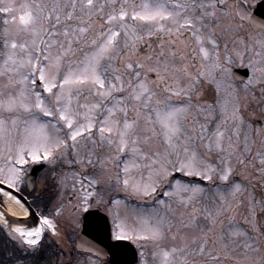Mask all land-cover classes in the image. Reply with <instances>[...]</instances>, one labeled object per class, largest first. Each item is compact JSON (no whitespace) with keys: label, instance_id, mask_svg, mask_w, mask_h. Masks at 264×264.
I'll return each mask as SVG.
<instances>
[{"label":"snow or ice","instance_id":"1","mask_svg":"<svg viewBox=\"0 0 264 264\" xmlns=\"http://www.w3.org/2000/svg\"><path fill=\"white\" fill-rule=\"evenodd\" d=\"M255 3L0 0V194L20 204L12 190L32 163L56 187L31 226L10 224L0 203L9 238L36 251L58 221L77 227L104 207L138 264H264V126L244 115L264 107ZM245 61L237 87L230 69ZM79 248L89 255L74 264L102 254Z\"/></svg>","mask_w":264,"mask_h":264},{"label":"flooded vegetation","instance_id":"2","mask_svg":"<svg viewBox=\"0 0 264 264\" xmlns=\"http://www.w3.org/2000/svg\"><path fill=\"white\" fill-rule=\"evenodd\" d=\"M261 1L264 0H258L253 6V10H255ZM244 68H234L232 73L234 74L233 71L235 69ZM241 81L237 80L234 75L233 82L237 87H241ZM36 165H40L41 169L36 172L35 187L30 190L28 188V177L32 174V169ZM17 192L25 197L28 203V208L26 207L25 209L29 212V215L23 217L7 216L6 218L9 220V223L15 224L19 222L29 226L37 224L38 214L41 212H50L52 204L55 202L56 187L50 167L43 162L31 164L28 169L27 178ZM110 195L115 196L116 193H110ZM125 195V193H119L121 199H125ZM0 203L3 204L4 208L6 207L2 196H0ZM88 214H92V217L89 227L90 234L86 236L84 235L85 217ZM58 223L60 236L46 232L40 247L36 251L21 249L15 241L9 238L7 230L0 225V264H74L78 258H84L89 255L87 251L79 248L81 243L101 250L102 254L96 261V264L131 263V259L127 260L124 254L117 260L113 257V254L117 251L110 248V238L113 242L117 240L113 235L112 219L104 207L93 208L84 213L77 227H69L62 220L58 221ZM130 242L133 243L132 241ZM133 244L135 245V243ZM135 247L137 249V260L134 259V261L136 260L135 264H138L139 250L137 245ZM93 259H95V256H93Z\"/></svg>","mask_w":264,"mask_h":264},{"label":"water","instance_id":"3","mask_svg":"<svg viewBox=\"0 0 264 264\" xmlns=\"http://www.w3.org/2000/svg\"><path fill=\"white\" fill-rule=\"evenodd\" d=\"M254 15H256L257 17L264 18V1L258 4L257 8L254 11ZM234 75H235L237 80H240V81L241 80H245V79H247V77L249 75V70L248 69H243V70L237 69V70L234 71ZM34 170L35 171L39 170V168H36ZM175 176H176V178H181L182 177V175H180V174H175ZM183 178L186 179V180H196V181L198 180V179L188 178V177H183ZM34 180H35V175H31L29 177V182H30L29 186L30 187L34 186ZM13 194L16 197H18L22 203L25 204L24 199L19 194H17L15 191H13ZM7 215L9 217H12L9 214H7ZM91 217H92V214H88L85 217V232L84 233H85L86 236L88 234H90L89 227H90ZM109 246H110V248L112 250L117 251V252H115L113 254V257H114L115 260H117L118 258H120L124 254V256H125V258L127 260L131 259V263L130 264L134 263L133 260L136 259V250H135V248H134V246L132 244H130L129 242H126V241L111 242V240H110V245Z\"/></svg>","mask_w":264,"mask_h":264},{"label":"rangeland","instance_id":"4","mask_svg":"<svg viewBox=\"0 0 264 264\" xmlns=\"http://www.w3.org/2000/svg\"><path fill=\"white\" fill-rule=\"evenodd\" d=\"M257 1L258 0H256V2ZM3 15L4 14H0V16H3ZM0 27H2V25H0ZM238 67L248 68L246 66V61L244 63L236 62L231 66V69H230L231 73H232V70L234 68H238ZM212 95H213V91L211 88H209L208 96L211 98ZM253 103H254L253 105L251 104L247 109H245L244 115H245V119H246L247 124H251L253 127L258 128V127L264 126V107L260 106L259 104L255 103V102H253ZM179 174H181V173H179ZM259 192H260V188L258 187L257 193L259 194ZM125 196H126L125 200H126L128 206L130 208L140 209L144 212H148L150 210L151 207H147V204H143V203L148 202V201H141V200H139L133 196H127V195H125ZM148 203L151 204L150 202H148Z\"/></svg>","mask_w":264,"mask_h":264},{"label":"bare ground","instance_id":"5","mask_svg":"<svg viewBox=\"0 0 264 264\" xmlns=\"http://www.w3.org/2000/svg\"><path fill=\"white\" fill-rule=\"evenodd\" d=\"M4 198L6 207L12 215L17 217L25 216L24 213L26 209L21 204H16L15 201L11 200L6 195H4Z\"/></svg>","mask_w":264,"mask_h":264}]
</instances>
